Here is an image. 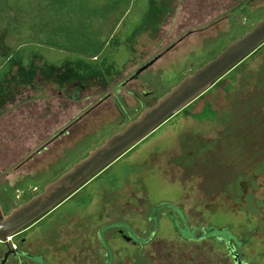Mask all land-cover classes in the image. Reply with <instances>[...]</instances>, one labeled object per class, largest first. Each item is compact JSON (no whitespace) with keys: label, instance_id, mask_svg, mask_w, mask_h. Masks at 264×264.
Returning a JSON list of instances; mask_svg holds the SVG:
<instances>
[{"label":"rangeland","instance_id":"obj_1","mask_svg":"<svg viewBox=\"0 0 264 264\" xmlns=\"http://www.w3.org/2000/svg\"><path fill=\"white\" fill-rule=\"evenodd\" d=\"M152 1L0 0L4 215L146 108L132 96L98 99L114 85L153 64L130 86L139 93L145 85L160 98L264 18V0ZM67 60L76 67L68 78H80L81 69L88 86L87 99L66 107L45 66ZM263 166L264 46L11 243L49 264H106L102 238L113 264H235L224 242L183 240L180 210L196 237L210 226L229 230L244 263L264 264V175L249 188L239 180ZM241 192L245 201H229ZM255 198L263 204L252 214ZM158 207L155 232L151 216ZM6 250L0 243V257Z\"/></svg>","mask_w":264,"mask_h":264},{"label":"water","instance_id":"obj_2","mask_svg":"<svg viewBox=\"0 0 264 264\" xmlns=\"http://www.w3.org/2000/svg\"><path fill=\"white\" fill-rule=\"evenodd\" d=\"M263 46L264 18L259 20L242 37L230 43L215 58L187 75L164 96L159 99L148 100L146 102L147 107L135 119L130 121L122 130L107 138L100 146L90 151L86 157L74 164L57 179L47 184L32 199L18 206L6 216L2 215L0 207V242L9 244V238H14L50 215L170 119L203 97ZM149 66H145L142 70ZM140 73L141 71L137 75ZM162 207L155 208L151 216L155 223V232ZM178 211L183 218V227L180 226L178 220L176 227L183 240L201 241L203 238L212 237L219 243L224 242L233 256L235 264H241V258L235 246V244L240 246V243L229 230L210 226L199 237H196V230H190L181 211ZM112 227L127 228L119 224ZM131 240H133L131 237L127 238V241ZM149 241L150 239L147 242ZM134 242L142 243L144 241L137 238ZM102 246L109 254L106 264H113V253L103 238ZM9 250V254L11 252L16 253L11 247ZM24 256L31 261L46 264L42 257L27 254Z\"/></svg>","mask_w":264,"mask_h":264},{"label":"flooded vegetation","instance_id":"obj_3","mask_svg":"<svg viewBox=\"0 0 264 264\" xmlns=\"http://www.w3.org/2000/svg\"><path fill=\"white\" fill-rule=\"evenodd\" d=\"M164 56V54L162 55ZM162 56H160V58H162ZM159 58V59H160ZM70 60L64 61L61 64L54 65L52 67V72H53V82L55 83L54 85H57V94H58V99L61 100L62 102H64V104L67 106H69L70 103H77V102H81L83 99H87L85 98L84 95H82V93L84 94L85 92V88L88 86L87 82L88 81H84L83 79V75H82V70H78L79 72V76L80 78L76 79V78H71L69 79L68 77L71 76V74L73 72H76V67H74V65H72L70 63ZM153 64H151L147 69L142 70L145 66H142L137 72L136 74L132 75V77L130 79L124 80V81H120V83L118 82V84L113 86V91L110 93H107L105 95V97H100L98 99H104L102 102L104 101H108L109 99H123L124 102L126 98V96H132L134 99H138L141 102V99H144V104L147 107L146 102L148 100H152V99H159V97H155L154 93L155 91H148V88L145 85H141L139 90L140 92H135L130 85L133 82H138L141 79V76L148 71L149 68L152 67ZM141 71V73L139 75H137V73ZM54 78H58V80H54ZM126 95V96H125ZM92 111L90 110L89 112L85 113L83 116L80 117V120H82V118H85L88 116L89 113H91ZM77 121V122H79ZM72 127V124L70 126H68L67 128H65L62 132L61 135H65L69 133L70 128ZM1 207V205H0ZM3 216H6L2 213ZM32 228V227H31ZM30 228V229H31ZM29 229L23 231L22 233L16 235H22L23 233H25L26 231H28ZM122 233L124 230H120ZM15 236V237H16ZM123 237L127 240V236L123 235ZM133 241V240H132ZM1 243V242H0ZM6 244V251L4 252V255H2L0 257V264H9L11 260H14L16 264H22L23 260H27V261H31L29 260L27 257L24 256V254L27 255H34V256H38V257H42L43 260L45 261L46 264H49L46 260V257L43 256L42 254L40 255H36L33 253L29 252V249H27L26 247L23 246H15L11 243V240L9 241V244ZM9 247H11L12 249H14L16 251V253L11 252L9 254ZM105 254L107 257V261L109 258V254L107 252V250H105ZM23 253V255L21 254ZM33 264H40L38 262H34L31 261ZM241 264H246L241 260Z\"/></svg>","mask_w":264,"mask_h":264},{"label":"trees","instance_id":"obj_4","mask_svg":"<svg viewBox=\"0 0 264 264\" xmlns=\"http://www.w3.org/2000/svg\"><path fill=\"white\" fill-rule=\"evenodd\" d=\"M152 2H155V0H153ZM159 7L157 6V7H153V9H158ZM261 20V19H260ZM261 49V48H260ZM254 55V54H253ZM71 63V62H70ZM72 64V63H71ZM73 65V64H72ZM46 67V69L48 70V68L49 69H52V66L50 67L49 65H46L45 66ZM46 69H44V73H45V70ZM41 70V69H40ZM46 74V73H45ZM31 79H33L32 77H31ZM35 80V79H34ZM107 170H109V169H107ZM106 170V171H107ZM247 175H248V177L247 176H245V175H243V176H239V180L241 181L242 180V178H244L243 180H242V182L240 183L241 185H242V187L244 186H246L247 188H249L250 186L252 187L253 185V183H252V181H251V179L252 178H254V177H256V176H260V175H264V166L263 167H260L259 169H255L253 172H251V171H248L247 172ZM87 187V186H86ZM83 189H85V188H83ZM82 189V190H83ZM253 189V188H252ZM81 190V191H82ZM257 190H258V188H254V190H253V192L250 194V195H254L255 196V193L257 192ZM78 194V193H77ZM245 201V199H244V197H243V192H241V194H239L238 196H236V197H231V198H229V201H235V202H237V203H240V202H243V201ZM263 204V202L261 201V200H258V199H256L255 198V203L252 205V208H251V213L253 214V212L252 211H254V212H257L258 213V211H260V206ZM247 210H249V209H247ZM255 215V214H254ZM264 222V219H262V220H260L259 221V223L260 224H262Z\"/></svg>","mask_w":264,"mask_h":264},{"label":"built area","instance_id":"obj_5","mask_svg":"<svg viewBox=\"0 0 264 264\" xmlns=\"http://www.w3.org/2000/svg\"><path fill=\"white\" fill-rule=\"evenodd\" d=\"M9 240H12V238H9Z\"/></svg>","mask_w":264,"mask_h":264}]
</instances>
